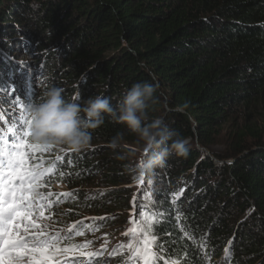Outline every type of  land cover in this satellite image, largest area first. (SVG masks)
I'll return each instance as SVG.
<instances>
[{
  "label": "trees",
  "instance_id": "1",
  "mask_svg": "<svg viewBox=\"0 0 264 264\" xmlns=\"http://www.w3.org/2000/svg\"><path fill=\"white\" fill-rule=\"evenodd\" d=\"M25 47L60 64L44 79L38 61L18 60ZM18 62L44 82L30 102L54 85L72 102L101 94L115 105L134 83L158 84L150 114L189 149L139 176L143 145L105 116L89 147L32 153L44 220L82 234L53 256L93 247L91 233L124 212L138 221L147 264H264V0H0L1 87ZM218 141L228 160L204 152ZM119 253L109 264H134Z\"/></svg>",
  "mask_w": 264,
  "mask_h": 264
},
{
  "label": "clouds",
  "instance_id": "2",
  "mask_svg": "<svg viewBox=\"0 0 264 264\" xmlns=\"http://www.w3.org/2000/svg\"><path fill=\"white\" fill-rule=\"evenodd\" d=\"M159 85L149 82L132 84L113 105L108 96L97 94L79 102L66 100L63 89L48 85L40 98L24 107L28 119L29 137L34 144L79 151L90 146V130L104 123L107 116L122 124L142 144L141 154L132 171L143 176L165 167L172 155L186 157L187 141L178 137L160 117H152L150 109L158 103ZM122 137H114L111 147L117 148Z\"/></svg>",
  "mask_w": 264,
  "mask_h": 264
},
{
  "label": "snow or ice",
  "instance_id": "3",
  "mask_svg": "<svg viewBox=\"0 0 264 264\" xmlns=\"http://www.w3.org/2000/svg\"><path fill=\"white\" fill-rule=\"evenodd\" d=\"M9 123L19 127L8 129L10 138L0 136V264H50L55 253L49 250L55 249V238L30 232V228L40 227L34 215L38 211L36 189L44 175L30 163L31 154L48 147L25 139L29 137V122L24 112ZM143 254L147 264V242Z\"/></svg>",
  "mask_w": 264,
  "mask_h": 264
},
{
  "label": "rangeland",
  "instance_id": "4",
  "mask_svg": "<svg viewBox=\"0 0 264 264\" xmlns=\"http://www.w3.org/2000/svg\"><path fill=\"white\" fill-rule=\"evenodd\" d=\"M24 54H21L18 56V60L22 61H27V62H35L38 61L40 64H42L44 68V75L41 76L42 78L44 77H49V73L57 67V65L60 64V60L58 57H54L52 60L51 59V54L49 53H44L41 50H36V51H30L28 47H25L24 49ZM10 63H17V61L12 60ZM9 63V65H10ZM44 85V82H40V86L38 89L42 88ZM204 152L212 157L214 161H218L216 159L220 158L223 160H228L225 159L227 155V146H224L221 141H218L217 144H215L213 147H210L209 149L205 148L203 149ZM226 150V154L225 151ZM216 157H215V156ZM139 186V181L135 182L130 185V189L133 193H136L138 190ZM59 189H63V187H59ZM191 193V192H190ZM133 214V212H132ZM120 217L117 220L116 225L113 228H105V229H98L97 231L91 233V236L96 237L97 241L94 243L93 247L91 249H98L100 247H103V250L105 251V254H109V258L113 255L116 254V249L119 248H124L122 249L121 254L122 258L128 255L130 259L132 260L131 263H136V264H142V261H145V255L143 254L145 245L144 244H138L136 241L140 237L143 239L141 232L138 229V221L135 218H131L130 213H120ZM66 226V225H65ZM66 228H74V225L66 227ZM137 228V229H136ZM139 236L137 235V231ZM113 233H116L115 236H113L112 240L107 242H104L103 239H107L109 236H111ZM125 255V256H123ZM120 256V257H121ZM108 264L110 261H106ZM106 263V264H107Z\"/></svg>",
  "mask_w": 264,
  "mask_h": 264
}]
</instances>
